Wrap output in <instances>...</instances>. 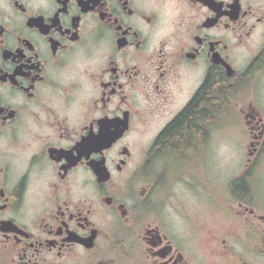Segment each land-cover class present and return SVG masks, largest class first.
<instances>
[{"label": "flooded vegetation", "instance_id": "flooded-vegetation-1", "mask_svg": "<svg viewBox=\"0 0 264 264\" xmlns=\"http://www.w3.org/2000/svg\"><path fill=\"white\" fill-rule=\"evenodd\" d=\"M81 252L264 264V0H0V264Z\"/></svg>", "mask_w": 264, "mask_h": 264}, {"label": "rangeland", "instance_id": "rangeland-1", "mask_svg": "<svg viewBox=\"0 0 264 264\" xmlns=\"http://www.w3.org/2000/svg\"><path fill=\"white\" fill-rule=\"evenodd\" d=\"M222 127V126H221ZM220 161L224 174L229 172V168L233 165V155L235 152L244 151L245 149V131L241 127V123L235 126H228L227 124L221 129L220 132ZM239 155V154H238ZM235 166V165H233ZM115 252V251H113ZM112 253L109 256H112ZM105 254L99 255L98 252L95 254H87L85 252L79 253L75 264H95L96 261L105 260Z\"/></svg>", "mask_w": 264, "mask_h": 264}, {"label": "trees", "instance_id": "trees-1", "mask_svg": "<svg viewBox=\"0 0 264 264\" xmlns=\"http://www.w3.org/2000/svg\"><path fill=\"white\" fill-rule=\"evenodd\" d=\"M168 131H175L176 135L178 136H181L183 134L181 124H173L172 126H170L169 130L167 128L162 136V143L165 145L166 148L171 144L174 146H180L183 144L182 139H180L179 137L175 138L173 141L168 140Z\"/></svg>", "mask_w": 264, "mask_h": 264}]
</instances>
